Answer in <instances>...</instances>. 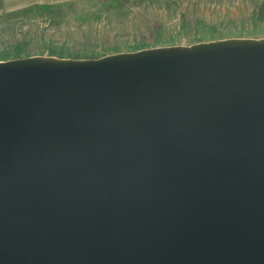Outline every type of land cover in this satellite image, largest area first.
Segmentation results:
<instances>
[{
	"label": "water",
	"instance_id": "obj_1",
	"mask_svg": "<svg viewBox=\"0 0 264 264\" xmlns=\"http://www.w3.org/2000/svg\"><path fill=\"white\" fill-rule=\"evenodd\" d=\"M0 264H264V39L0 62Z\"/></svg>",
	"mask_w": 264,
	"mask_h": 264
},
{
	"label": "rangeland",
	"instance_id": "obj_2",
	"mask_svg": "<svg viewBox=\"0 0 264 264\" xmlns=\"http://www.w3.org/2000/svg\"><path fill=\"white\" fill-rule=\"evenodd\" d=\"M64 15L0 21V62L17 57L89 60L229 39H264V0H140L102 9L77 0ZM1 17V16H0ZM24 43L25 46H20Z\"/></svg>",
	"mask_w": 264,
	"mask_h": 264
},
{
	"label": "trees",
	"instance_id": "obj_3",
	"mask_svg": "<svg viewBox=\"0 0 264 264\" xmlns=\"http://www.w3.org/2000/svg\"><path fill=\"white\" fill-rule=\"evenodd\" d=\"M91 2H97L102 9H111V8H121L125 4H129L132 0H86ZM148 0H140L139 5H143ZM77 1H69L65 3H59L54 5H34L16 12H12L9 14H5L0 17V21H13L16 19H29L37 16H54L61 15L63 16V10L65 8L73 7L77 4ZM260 19L264 20V7L260 10L259 13ZM20 46H25L24 43L20 44ZM20 59V57H17Z\"/></svg>",
	"mask_w": 264,
	"mask_h": 264
},
{
	"label": "crops",
	"instance_id": "obj_4",
	"mask_svg": "<svg viewBox=\"0 0 264 264\" xmlns=\"http://www.w3.org/2000/svg\"><path fill=\"white\" fill-rule=\"evenodd\" d=\"M77 0H0V16L34 5H54Z\"/></svg>",
	"mask_w": 264,
	"mask_h": 264
}]
</instances>
